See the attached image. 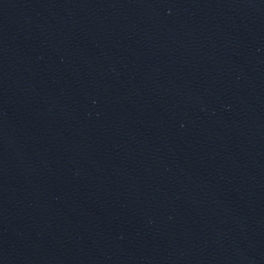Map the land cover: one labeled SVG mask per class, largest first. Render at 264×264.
<instances>
[{"label":"water","instance_id":"95a60500","mask_svg":"<svg viewBox=\"0 0 264 264\" xmlns=\"http://www.w3.org/2000/svg\"><path fill=\"white\" fill-rule=\"evenodd\" d=\"M0 264H264V0H0Z\"/></svg>","mask_w":264,"mask_h":264}]
</instances>
